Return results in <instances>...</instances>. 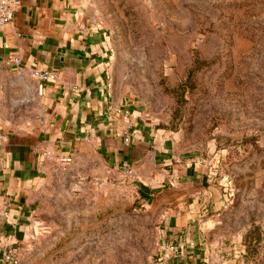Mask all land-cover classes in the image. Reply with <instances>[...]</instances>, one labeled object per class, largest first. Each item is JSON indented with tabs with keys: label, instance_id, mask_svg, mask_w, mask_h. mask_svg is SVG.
Here are the masks:
<instances>
[{
	"label": "rangeland",
	"instance_id": "1",
	"mask_svg": "<svg viewBox=\"0 0 264 264\" xmlns=\"http://www.w3.org/2000/svg\"><path fill=\"white\" fill-rule=\"evenodd\" d=\"M86 2L115 97L159 142L134 176L83 145L47 163L20 264H163L176 222L197 264H264V0ZM2 78L10 128L42 115L30 76Z\"/></svg>",
	"mask_w": 264,
	"mask_h": 264
},
{
	"label": "crops",
	"instance_id": "2",
	"mask_svg": "<svg viewBox=\"0 0 264 264\" xmlns=\"http://www.w3.org/2000/svg\"><path fill=\"white\" fill-rule=\"evenodd\" d=\"M86 1L21 0L13 21L0 27V87L3 74L21 84L29 69H46L57 75L54 82H30L43 109L31 124L12 129L0 117V264L4 250L10 245L19 247L29 235L45 166L51 163L44 152L54 150L74 157L83 145L97 149L114 168L136 174L149 149L159 142L134 115L138 135L127 145L123 119H109V105H125L114 93L109 97L111 38L84 10ZM12 58H19L20 64L12 63ZM86 139L92 144H84ZM174 225L169 240L179 253L163 264H197L192 260L197 250L184 243L179 223Z\"/></svg>",
	"mask_w": 264,
	"mask_h": 264
},
{
	"label": "built area",
	"instance_id": "3",
	"mask_svg": "<svg viewBox=\"0 0 264 264\" xmlns=\"http://www.w3.org/2000/svg\"><path fill=\"white\" fill-rule=\"evenodd\" d=\"M21 0H0V27H5L10 24L13 19L17 8L20 6ZM12 63L19 65V58H12L10 60ZM28 76H30L34 80H38L43 83L54 82L57 80V75L46 69H29L27 70ZM109 89L111 93H109V97H113L112 92V84L110 83ZM108 117L111 121H114L116 116H120V118L124 121V130H123V140L127 145H130L136 138L137 132L133 128L132 117L134 113L127 108L126 106H119L111 104L108 109ZM3 137H0V140ZM46 160L49 162H56L63 166L64 168L71 165L74 161V157L71 154H59L54 150H49L43 153ZM126 174L129 176H134L135 171L126 170ZM163 257H177L179 253V249L176 245L163 242L161 246ZM20 249L15 245L8 246L2 255V263L3 264H20Z\"/></svg>",
	"mask_w": 264,
	"mask_h": 264
},
{
	"label": "water",
	"instance_id": "4",
	"mask_svg": "<svg viewBox=\"0 0 264 264\" xmlns=\"http://www.w3.org/2000/svg\"><path fill=\"white\" fill-rule=\"evenodd\" d=\"M200 264H205V263H200Z\"/></svg>",
	"mask_w": 264,
	"mask_h": 264
}]
</instances>
